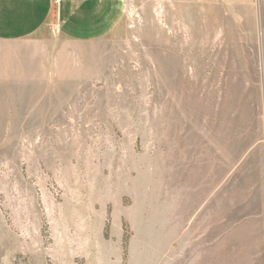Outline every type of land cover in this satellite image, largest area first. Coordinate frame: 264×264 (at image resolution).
Wrapping results in <instances>:
<instances>
[{
    "label": "rangeland",
    "instance_id": "obj_1",
    "mask_svg": "<svg viewBox=\"0 0 264 264\" xmlns=\"http://www.w3.org/2000/svg\"><path fill=\"white\" fill-rule=\"evenodd\" d=\"M0 264H264V0L0 42Z\"/></svg>",
    "mask_w": 264,
    "mask_h": 264
},
{
    "label": "crops",
    "instance_id": "obj_2",
    "mask_svg": "<svg viewBox=\"0 0 264 264\" xmlns=\"http://www.w3.org/2000/svg\"><path fill=\"white\" fill-rule=\"evenodd\" d=\"M128 0H0V42L29 39L53 23L63 38L92 43L123 23Z\"/></svg>",
    "mask_w": 264,
    "mask_h": 264
}]
</instances>
